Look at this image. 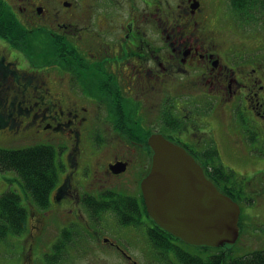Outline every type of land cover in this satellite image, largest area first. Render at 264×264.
<instances>
[{
	"label": "flooded vegetation",
	"instance_id": "1",
	"mask_svg": "<svg viewBox=\"0 0 264 264\" xmlns=\"http://www.w3.org/2000/svg\"><path fill=\"white\" fill-rule=\"evenodd\" d=\"M20 1L19 17L60 50L58 62L34 70L10 46L0 49V88L31 91L8 132L40 137L58 169L20 264H264V245L241 247L240 260L235 254L253 237L264 243V232L242 223L253 214L264 226L256 203L264 197L263 34L230 0ZM154 135L183 147L208 178L215 170L207 158L222 161L223 140L250 164L245 174L224 162L216 169L227 176L215 178L217 188L241 208L234 247L194 248L164 236L182 260L162 247L141 189Z\"/></svg>",
	"mask_w": 264,
	"mask_h": 264
},
{
	"label": "water",
	"instance_id": "2",
	"mask_svg": "<svg viewBox=\"0 0 264 264\" xmlns=\"http://www.w3.org/2000/svg\"><path fill=\"white\" fill-rule=\"evenodd\" d=\"M152 166L141 189L150 218L181 241L233 246L240 235V206L206 177L196 159L162 135L149 139Z\"/></svg>",
	"mask_w": 264,
	"mask_h": 264
},
{
	"label": "trees",
	"instance_id": "3",
	"mask_svg": "<svg viewBox=\"0 0 264 264\" xmlns=\"http://www.w3.org/2000/svg\"><path fill=\"white\" fill-rule=\"evenodd\" d=\"M235 10L240 13L241 19L247 23L254 22L260 15L255 11L258 6V0H236ZM234 2V3H235ZM264 4V0H263ZM264 7V5H263ZM19 19V15L13 12L8 3L5 0H0V38L6 40L15 49L20 50V57L22 51L30 48L29 42L27 41L31 36V30L25 28ZM27 41V42H26ZM43 54V65L46 66L55 62H58V46L54 44V50L47 48ZM29 51H31L29 49ZM13 75L17 76V74ZM29 88H21L18 92L14 93L13 90L10 93V89L0 88V134H8L9 130L19 124L16 121V117L19 114L25 113V98L30 95ZM10 95L13 99H10ZM4 96L5 100L1 97ZM7 98V103H6ZM17 111V116H13V112ZM15 137V136H14ZM33 138V137H31ZM40 137H34L30 139L29 143L36 142ZM212 157L207 158L208 160ZM210 161V160H209ZM216 169L222 168V163L219 161L217 164L215 161L211 162ZM211 172L210 177L221 178L224 173L220 171ZM225 172L224 170H221ZM15 173L18 176V181L22 186L23 192L27 198H31L39 207H46L48 205V197L50 192L57 184L58 180V169L56 163L55 151L44 144H35L22 149L13 148H0V173ZM12 182V181H10ZM13 189H8L2 195H0V241L5 240L10 235H21L27 229V223L29 221V211L23 204V198L20 194L16 193ZM120 206L117 207L119 209ZM155 226V225H154ZM155 229L159 230L162 237V247L167 249L172 248L178 257V260H182L183 255L180 251H175L174 243L165 239L178 241L180 244L185 245L178 238H174L159 227L155 226ZM165 236V237H164ZM263 259V258H255Z\"/></svg>",
	"mask_w": 264,
	"mask_h": 264
},
{
	"label": "rangeland",
	"instance_id": "4",
	"mask_svg": "<svg viewBox=\"0 0 264 264\" xmlns=\"http://www.w3.org/2000/svg\"><path fill=\"white\" fill-rule=\"evenodd\" d=\"M10 9L13 12L18 13L17 9H19V6H22V2L20 0H5ZM71 1V0H70ZM86 3L89 5L92 3V0H85ZM100 1V0H99ZM104 4H113V5H117L120 4V2H118V0H104ZM121 4H130V2L128 0H123V2ZM263 1L258 0V6H263ZM264 12V11H263ZM262 12V13H263ZM21 24L27 28L28 30H31V36L30 38L27 40L29 42V46L30 48H28V50L22 51V61L25 62L28 60L29 63H33L34 66H36V69H42L44 68V66H42L43 63V54L44 52H46L47 49L50 44H49V32H47L46 34H43L44 31L37 29V27L39 26V24H33V25H29L27 23V20L25 18H21L19 17ZM18 19V20H19ZM263 19H264V14H263ZM264 22V21H263ZM52 32V30H50ZM82 34H85V31H82ZM264 38V35H263ZM258 40H264L259 38ZM26 41V42H27ZM5 42H7L6 40H3L2 38H0V49L2 48H6L8 46L11 47V49L13 48L14 50H11V52L14 55H20V50L15 49L12 45L9 44H5ZM29 49L31 51H29ZM4 52V50H3ZM17 52V53H16ZM25 60V61H24ZM52 75H54V73H52ZM51 75V76H52ZM9 89V88H7ZM34 90V88H33ZM1 94V93H0ZM2 100H5V97L2 96L1 97ZM6 103H7V98H6ZM32 133H28L26 136L23 137H14L13 133H9V135L6 134H0V148H7V149H22V148H26L35 144H43V140L42 139H37L36 142H31L29 143L30 139L32 136ZM221 146L224 150V155L222 158V162L229 164L235 168H237L239 170V173L241 174H245L246 169L248 168V170L250 169V164H245L244 161H240L239 159L236 158L235 154L233 152H231L229 150V146H228V142L223 140V143H221ZM233 150L238 151V147L236 145H234ZM211 162L217 161L219 162L220 159L219 158H215V156H213L211 159H209ZM246 168V169H245ZM250 171V170H249ZM220 173H224L222 175H217V176H225V172L220 170ZM60 177H61V172H60ZM227 176H225L224 178H226ZM223 178V179H224ZM18 176L15 173H0V195H2L5 191H7L8 189H13L16 191V193L20 194L23 198V204L26 205V208H28L29 210V221L27 223V229L24 232L23 235L15 237V236H10L8 238H6L5 240L0 241V264H20V260H21V254H22V250L24 248L23 252H26L27 247L29 246V237L34 234H38V231H32V216L34 214V217L36 219H40L41 221L43 220V212L44 210H42L39 207H36L33 203L32 200H27L28 198L26 197L25 193L23 192L22 186L18 181ZM12 181V182H10ZM14 191V192H15ZM257 205L259 207H262L264 210V197H261L259 200L256 201ZM253 204V203H252ZM255 205V204H254ZM264 212V211H263ZM255 214V213H254ZM253 215V214H252ZM251 215V216H252ZM251 216L245 217L244 213L242 214V220H243V227H248V231L249 232H256L254 234H257V232H264V226H261L260 220L255 219H249ZM257 221V222H256ZM262 221V220H261ZM44 222V221H43ZM264 222V221H262ZM34 229V227H33ZM52 230H48L46 237L45 235L43 237H45V239L43 240H48V236L49 234L52 235ZM257 238L259 237H253V240H248L244 242L243 246L241 243L238 244V246H235V254H236V258L238 260L243 259L241 257L242 254H246L247 251H243L241 247L247 246V244L249 246H251V248L254 249V246L257 245H264V243L258 242ZM243 253L241 254L240 252ZM137 251H135L136 254ZM240 257V258H239ZM108 263H104L102 261H99V264H118L120 262L119 259L116 260H112V259H107ZM80 264H85V263H80Z\"/></svg>",
	"mask_w": 264,
	"mask_h": 264
}]
</instances>
